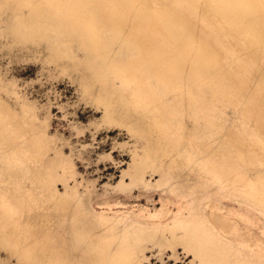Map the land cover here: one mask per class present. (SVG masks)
Here are the masks:
<instances>
[{"label": "rangeland", "instance_id": "374dc122", "mask_svg": "<svg viewBox=\"0 0 264 264\" xmlns=\"http://www.w3.org/2000/svg\"><path fill=\"white\" fill-rule=\"evenodd\" d=\"M258 14L264 11L257 0L246 9L234 0H0V112L20 123L33 163L50 167L53 193L73 195L85 213L107 211L133 238L140 264H199L181 243L154 244L155 227L173 221L176 199L157 188V174H146L149 186L128 185L132 153L144 146L169 151L183 167L192 160L193 172L175 173L218 197L240 231L264 233V19ZM102 94L136 134L104 121ZM168 133L195 137L201 150L190 154ZM57 156L70 163L67 183ZM139 206L167 211L139 216ZM48 217L39 212L33 222L44 228ZM94 219H84L83 228H96ZM129 220L140 226L127 227ZM0 264L25 263L0 247Z\"/></svg>", "mask_w": 264, "mask_h": 264}, {"label": "bare ground", "instance_id": "6f19581e", "mask_svg": "<svg viewBox=\"0 0 264 264\" xmlns=\"http://www.w3.org/2000/svg\"><path fill=\"white\" fill-rule=\"evenodd\" d=\"M234 2L246 9L253 8L254 0ZM257 4L264 11V3L257 0ZM258 18L263 20L264 14H258ZM97 101L104 108L105 122H120L129 132H138L128 121L120 117L117 120L113 107L103 94ZM20 127L19 122H9L0 112V247L9 256H14L17 263L22 261L25 264H140L136 261L133 238L111 223L104 214L107 211L91 215L77 206L78 200L73 195L60 199L53 193L50 167L42 162L40 166L33 163ZM31 135L37 138L36 141L43 140L42 134L34 128ZM166 139L187 144L193 155L195 150H201L195 137L168 133ZM147 147L142 148L141 154L132 153L131 163L124 173L129 177L128 185L142 183L149 186L151 182L146 180V174H157V188L161 192L167 189L176 199L173 221L167 226L155 227L154 244L174 246L181 243L193 252L199 264H264V233L262 237H252L240 231L229 219V212L222 210L218 197H212L207 190L199 191L187 175L181 173L185 178L181 179L175 173L193 172L191 166H195L194 162L188 160L183 167L169 151L161 148L151 151ZM162 156L169 162L159 163L156 157ZM57 158L67 183L70 163ZM162 202L164 205L163 197ZM253 204L257 209L256 196ZM135 210L139 216L147 217L163 216L167 211L161 208L159 214H153L142 206ZM39 212L49 215L44 228L33 222L34 215ZM54 215L59 218L55 220ZM89 216L95 218L96 228L84 229V219ZM134 226H140L139 222H127V227ZM166 230H169L170 237L164 236ZM176 230L179 233L174 234Z\"/></svg>", "mask_w": 264, "mask_h": 264}]
</instances>
